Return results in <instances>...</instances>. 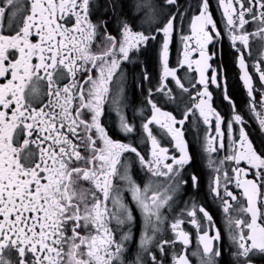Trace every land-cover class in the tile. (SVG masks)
Here are the masks:
<instances>
[{
    "label": "snow or ice",
    "instance_id": "obj_1",
    "mask_svg": "<svg viewBox=\"0 0 264 264\" xmlns=\"http://www.w3.org/2000/svg\"><path fill=\"white\" fill-rule=\"evenodd\" d=\"M0 264H264V0H0Z\"/></svg>",
    "mask_w": 264,
    "mask_h": 264
},
{
    "label": "flooded vegetation",
    "instance_id": "obj_2",
    "mask_svg": "<svg viewBox=\"0 0 264 264\" xmlns=\"http://www.w3.org/2000/svg\"><path fill=\"white\" fill-rule=\"evenodd\" d=\"M179 3H181V4L186 3V0H179ZM229 90L235 96L237 103H239L241 100V94H240L239 87L237 85H235L234 83H230ZM223 110L227 111V109H223ZM195 246H196V240H195V236L193 235L191 247L194 249ZM132 247L133 248L135 247V241H133ZM224 259H225V261L228 259L227 254H225ZM254 260L258 262L260 260V258L256 257V258H254Z\"/></svg>",
    "mask_w": 264,
    "mask_h": 264
}]
</instances>
